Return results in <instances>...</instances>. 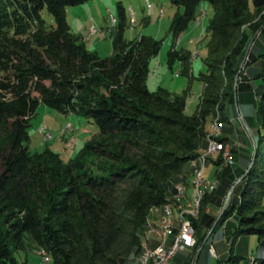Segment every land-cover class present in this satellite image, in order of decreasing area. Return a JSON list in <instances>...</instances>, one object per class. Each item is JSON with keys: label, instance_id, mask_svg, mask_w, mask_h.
<instances>
[{"label": "trees", "instance_id": "trees-1", "mask_svg": "<svg viewBox=\"0 0 264 264\" xmlns=\"http://www.w3.org/2000/svg\"><path fill=\"white\" fill-rule=\"evenodd\" d=\"M84 1L0 0V264H27L14 255L24 245L25 233L52 264L138 260L149 210L170 203L175 182L188 180L183 171H188L190 159L201 157L212 114L220 112L223 130L230 125L226 103L235 99V75L258 29L237 86L264 75V0H253V8L249 0H207L213 16L206 27V71L198 75L203 87L193 114L185 112L186 90L175 94L147 87L149 59L159 51L160 39L141 34L127 40L120 23L110 55L100 56L85 46L66 13L67 6ZM171 1L183 6L172 18L176 35L195 20L202 0ZM43 9L54 23L42 16ZM175 56L180 58L179 72L190 75L191 55L172 46L169 58ZM40 103L91 117L96 134L67 161L49 147L31 152L24 141ZM258 115L254 163L234 187L213 230L233 215L238 220L235 236L258 234V253L250 264H264V82ZM239 148L233 147L234 164L217 169V185L205 192L203 205L220 207L248 167L253 147ZM212 220L208 213L192 218L196 247ZM209 241L200 254L209 252ZM196 247L177 251L173 264H193ZM242 258L230 252L218 257L217 264H248Z\"/></svg>", "mask_w": 264, "mask_h": 264}, {"label": "rangeland", "instance_id": "rangeland-1", "mask_svg": "<svg viewBox=\"0 0 264 264\" xmlns=\"http://www.w3.org/2000/svg\"><path fill=\"white\" fill-rule=\"evenodd\" d=\"M118 4L121 5L122 13L119 11ZM249 6L251 8L254 7L253 0H249ZM182 11L183 6L173 3L171 0H86L78 4L69 5L66 8L67 21L71 30L80 35L82 42L90 51L100 56H108L113 52L112 41L120 23L123 25V37L127 40L141 34L151 35L156 39H160L161 45L159 51L149 59V73L146 77L147 87L150 90L163 87L175 94H182L186 90L185 112L187 114H193L203 87V83L198 78V75L200 72L206 71V65L203 61L206 54L204 43L208 37L206 27L213 16V7L207 0H202L198 7L195 20L190 21L187 27L180 33L173 35L171 31L172 18L176 12L180 13ZM41 14L48 22L54 23L53 16L47 9H43ZM172 46L182 53L191 55L190 75L179 72L180 58L178 56H175L172 60L169 58V50ZM255 79L257 80L255 81ZM262 82H264V75L243 80L236 87L235 99L226 103L225 112L230 121V125L226 124L228 127L225 130H223L225 121L221 119V114L218 110L212 114L209 122L205 126L207 129L205 136L206 142L203 147L199 148V155L207 154V147L210 144L209 135L211 137L215 136L216 140H219V143L224 142L230 146L232 163H226L222 158L223 155L217 151L208 153L205 164L202 156L194 161L195 163L197 161L199 162V167L197 165L194 166L191 162L194 158L190 159L186 163V169L188 171H183L185 174H188V180L186 182H175V190L170 195L171 200L169 201L175 204V206L171 204L175 224L179 220V211L181 209L177 205H182L181 207L184 206L186 208L191 207L189 209L193 208L194 211H189L188 216L191 222L192 218L200 214L208 213L213 215V220L201 241L216 221L210 232V235H212H209L210 238L208 237L205 241L206 243L210 239L209 242L212 243L209 247V252H206L205 249L201 254L199 253L197 264H217L218 257L224 259L230 252L242 255L241 262L243 263H246L249 259L247 263L250 264V259H255L258 253V234L251 233L235 236L234 231L238 220L233 215L228 216L213 232L225 209L228 207L231 197L221 214L220 211L226 197L220 207H215L209 202L203 205L202 200L206 195L205 192L214 189L217 185V169L223 164L232 165L235 163L233 147H237L238 149H240L239 147L244 148L245 146L253 147L250 133L255 137L258 131V93L256 91L258 92L259 85ZM216 122L220 123L219 130L217 133H212V125ZM27 131L28 138L24 143L28 145L31 152L42 151L44 148L49 147L59 153L64 161H67L77 154L86 140L96 134L97 126L91 117L75 112L64 113L54 107L40 103L37 113L30 119ZM220 135H225L228 139L222 140L218 138ZM218 158L220 159V163H215L214 161ZM203 165L206 179L211 184H214V186L211 189L206 187L205 191L199 197L200 201L198 200L197 206H194L192 203L198 191L196 186L192 184V181L195 172L202 168ZM195 168L197 169L195 170ZM239 181L236 182V185ZM178 183H183L185 186L184 194L179 199V193H177L175 186ZM200 185L202 186L204 183L201 182ZM176 225L178 227L179 224ZM154 235L156 236L155 233ZM144 236L143 233V240ZM197 241L198 239L196 240L195 237V244L191 247L184 248L185 251L194 250ZM200 243H198L196 250ZM23 244V246L14 250V255L18 260H26L27 264H52L46 251L40 249L37 242L29 233H25ZM213 248L216 250V255L213 254ZM184 249H181V251ZM260 251L264 252V245L260 248ZM131 264H136V256Z\"/></svg>", "mask_w": 264, "mask_h": 264}, {"label": "built area", "instance_id": "built-area-1", "mask_svg": "<svg viewBox=\"0 0 264 264\" xmlns=\"http://www.w3.org/2000/svg\"><path fill=\"white\" fill-rule=\"evenodd\" d=\"M215 132L214 125H212V133ZM215 137V136H214ZM218 139L215 137V145L214 147H209L208 153L212 151L218 152ZM205 160L208 157V154L201 155ZM228 163H232V157L230 156V160ZM206 174L204 173V169L202 172H199V177L195 179V183L197 186V191L202 192L205 186H208L210 181L206 179ZM201 182L204 185H200ZM197 192V193H198ZM182 193V190H181ZM180 212L182 211V207L180 206ZM160 221V225L168 227L167 218ZM190 218L189 225H180V221L178 220V229L175 232H172V243H163L162 237L160 239V245L157 248H150V235H152V230H149V238L147 240V244L145 245L144 252L139 253L138 255V264H170L171 258L175 255L178 250L184 249L186 247L187 239L190 236Z\"/></svg>", "mask_w": 264, "mask_h": 264}, {"label": "bare ground", "instance_id": "bare-ground-1", "mask_svg": "<svg viewBox=\"0 0 264 264\" xmlns=\"http://www.w3.org/2000/svg\"><path fill=\"white\" fill-rule=\"evenodd\" d=\"M219 126H220L219 122H216L214 124V130L216 133L219 130ZM209 142H210L209 147H214L215 137H213V136L211 137L209 135ZM209 147H208V150H209ZM229 147H230L229 145H224L222 143H219V140H218V148H219L218 152L223 155L222 158L226 163L229 162L230 156L232 155ZM208 150H207V154H208ZM203 160H204V158H203ZM203 169H204V165L202 166V168H200L199 170H197L195 172V175H194L193 181H192V184L194 186H196L195 179L199 177V172H202ZM213 186H214V184H211V182H210L208 186H205L203 188L202 192L205 191L206 187L207 188L209 187V189H211V188H213ZM196 188H197V186H196ZM181 190H182V193H181ZM184 190H185V186H183V185L177 186V193H179L178 199L180 198V196H182L184 194ZM202 192H198L197 196L195 197L194 202L192 203V204H194V206H197L199 197H200ZM192 204H191V206H192ZM180 206H182V205H177V207H179V208H180ZM189 208H191V207H189ZM189 208H186L183 206L182 211L181 212L179 211L180 225H189V217H188L189 211H192V212L194 211L193 208L192 209H189ZM163 210H164V216L160 220H164L167 218V222H169L168 227L160 225V221H159V223L156 226H153V228H151L152 234L155 233V234L160 235V237H162L163 243H172V232L177 231L176 226H175V222L173 219L174 218L173 217V207L170 203H168V204H165L163 206ZM195 216H196V214H195ZM195 231L196 230H194L193 225L190 223V236L187 239L185 248L191 247L195 244ZM148 234H149V232H148ZM147 240H148V238L146 239V241L143 244L141 253L144 252V248H145V245L147 244ZM151 240H152V238H150V248H153V247H151ZM159 245H160V243L154 248H157Z\"/></svg>", "mask_w": 264, "mask_h": 264}, {"label": "water", "instance_id": "water-1", "mask_svg": "<svg viewBox=\"0 0 264 264\" xmlns=\"http://www.w3.org/2000/svg\"><path fill=\"white\" fill-rule=\"evenodd\" d=\"M258 31H259V30H257V31L251 36V38H250V40L248 41V44H247V46H246V48H245V51H244L243 57H242V59H241L240 65H239L238 72H237L236 75H235V85H234L235 92H236V86H237V81H238L239 71H240V69L243 67V65H244V63H245V61H246V59H247V55H248L249 49H250L251 44L253 43V40H254V38L256 37ZM244 125L246 126L245 123H244ZM250 138H251V142H252V145H253L252 157H251V160H250V162H249V164H248V167L245 169L244 173H242L241 176L237 179V181L241 180V179L246 175V173L248 172V170L250 169V167L253 165L254 160H255V156H256V149H255V147H256V140H255V137H254V135H253L252 133H250ZM237 181H235V182L231 185V187H230V189H229V191H228V194H227V196H226V200H225V202H224V205L222 206V209H221V211H220V214L223 212V210L226 208L227 204L229 203V199H230V197H231L232 190H233V188L235 187ZM215 223H216V221H215L214 224L212 225L211 229L207 232L205 238H204V239L201 241V243L199 244L198 249L196 250V253H195L194 259H193V264H197V258H198V256H199V253H200V251H201V249H202V247H203L205 241H206L207 238L209 237L210 232H211L213 226L215 225Z\"/></svg>", "mask_w": 264, "mask_h": 264}, {"label": "crops", "instance_id": "crops-1", "mask_svg": "<svg viewBox=\"0 0 264 264\" xmlns=\"http://www.w3.org/2000/svg\"><path fill=\"white\" fill-rule=\"evenodd\" d=\"M257 63L255 62V63H252L249 67H252V66H254V65H256ZM248 68V67H247ZM250 79H252V78H250ZM257 79H255V81H256ZM258 85V84H257ZM259 87H260V85H259ZM259 89V88H258ZM259 91V90H258ZM256 93H258L257 91H256ZM241 115V114H240ZM208 146V145H207ZM208 148V147H207ZM193 163V165L195 166V165H197L198 167H199V162L197 161L196 163L195 162H192ZM197 167V168H198ZM197 168H195V170L197 169ZM178 184H181V183H178ZM178 184H176V185H178ZM175 185V186H176ZM173 206H175V204H173L172 202H170ZM164 216V210H163V207H158V208H154V209H150L149 210V212H148V215H147V220H146V224H145V229H144V231L146 232V234H145V239H144V241L147 239V238H149V234H148V232H149V230L151 229V228H153V226H155V225H157L158 223H159V221H157V220H160L162 217ZM173 217H174V215H173ZM174 219V218H173ZM176 224H178V222H176ZM175 224V226H177ZM176 229H178V227H176ZM152 240H151V243H153V244H151V247H156L159 243H160V239H161V237L158 235V234H156V236L154 235V234H152ZM143 241V242H144ZM214 249V255H216L217 253H216V250H215V248H213ZM179 251V250H178ZM176 254V253H175ZM212 254V253H211ZM212 254V255H213ZM174 257V256H173ZM173 257L171 258V260H170V263L171 264H173ZM138 258V257H137ZM136 264H138V261L136 260Z\"/></svg>", "mask_w": 264, "mask_h": 264}]
</instances>
